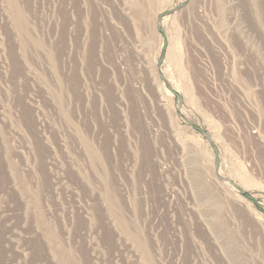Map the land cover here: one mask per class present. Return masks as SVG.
<instances>
[{
    "label": "rangeland",
    "instance_id": "obj_1",
    "mask_svg": "<svg viewBox=\"0 0 264 264\" xmlns=\"http://www.w3.org/2000/svg\"><path fill=\"white\" fill-rule=\"evenodd\" d=\"M263 59L264 0H0V264H264Z\"/></svg>",
    "mask_w": 264,
    "mask_h": 264
},
{
    "label": "built area",
    "instance_id": "obj_2",
    "mask_svg": "<svg viewBox=\"0 0 264 264\" xmlns=\"http://www.w3.org/2000/svg\"><path fill=\"white\" fill-rule=\"evenodd\" d=\"M238 58H239V59L237 60V62H239V61H240V65H241V64H243V63H244V61H246V57L242 58V57H240V56H239ZM259 61H260V59H259ZM259 61H255V62H254V60H253L252 64H258V63H259ZM261 61H264V59H263V60H261ZM244 67H245V68H247V65H246V64H243V65H242V69H241V70H244ZM254 72H258V71H256V70H255Z\"/></svg>",
    "mask_w": 264,
    "mask_h": 264
}]
</instances>
